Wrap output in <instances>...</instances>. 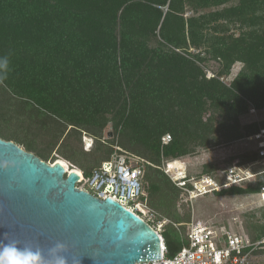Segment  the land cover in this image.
Here are the masks:
<instances>
[{
    "label": "trees",
    "instance_id": "1",
    "mask_svg": "<svg viewBox=\"0 0 264 264\" xmlns=\"http://www.w3.org/2000/svg\"><path fill=\"white\" fill-rule=\"evenodd\" d=\"M5 56L0 138L48 163L62 160L85 178L115 146L142 159L147 204L156 223L167 220V256L187 242L192 210L211 211L204 196L263 192L264 0H0ZM209 61L217 64L213 73ZM236 62L241 67L227 84ZM108 125L112 134L104 137ZM240 141L224 166L210 160L187 173L195 192L191 177L215 182L199 196L190 198L164 171L173 160ZM230 169L243 173L238 183H229ZM206 224L264 237V222L242 232L228 222ZM263 252L255 251L256 264H264Z\"/></svg>",
    "mask_w": 264,
    "mask_h": 264
},
{
    "label": "water",
    "instance_id": "2",
    "mask_svg": "<svg viewBox=\"0 0 264 264\" xmlns=\"http://www.w3.org/2000/svg\"><path fill=\"white\" fill-rule=\"evenodd\" d=\"M0 138V251L39 250L43 264H140L159 260L158 232L111 197L76 186L79 174ZM62 244L64 248L57 249ZM10 253L4 264H11Z\"/></svg>",
    "mask_w": 264,
    "mask_h": 264
},
{
    "label": "built area",
    "instance_id": "3",
    "mask_svg": "<svg viewBox=\"0 0 264 264\" xmlns=\"http://www.w3.org/2000/svg\"><path fill=\"white\" fill-rule=\"evenodd\" d=\"M168 139L169 136H166L164 141H168ZM143 162L139 157L123 152L120 147L115 146L109 159L104 160L100 167L92 172L91 177L80 176L76 186L96 197L102 199L111 197L118 201L145 220L162 238V225L167 220L156 223V214L147 204L148 193L143 184ZM168 164L164 171L169 174ZM232 175H236V173L230 169L227 178L231 180ZM186 178L187 174L180 177L171 175L172 181L181 190L187 192L190 198L207 192V186L215 187V182L208 177L201 178L199 181L191 177L193 187L198 189V192H195L186 186ZM217 188L220 187L217 186ZM261 195L264 200V188ZM187 226V242L174 256H167L163 244L159 260L140 264H256L258 256L255 255V251L264 248V237L253 241L230 230L218 231L207 224L193 220L188 222Z\"/></svg>",
    "mask_w": 264,
    "mask_h": 264
},
{
    "label": "rangeland",
    "instance_id": "4",
    "mask_svg": "<svg viewBox=\"0 0 264 264\" xmlns=\"http://www.w3.org/2000/svg\"><path fill=\"white\" fill-rule=\"evenodd\" d=\"M191 12H187L185 15H190ZM198 51H203V49H194L190 48L189 52L196 53ZM214 61L207 62V70L211 73L214 72L215 66ZM241 67L240 62L234 63V65L231 68V73L227 77L223 78V80L229 84L232 78L236 75V73L239 71ZM258 119L264 118V110L259 112L257 114ZM252 118V117H251ZM253 118H255L253 116ZM257 119V118H255ZM12 129H10L11 131ZM107 134H112L111 126L108 125L104 130V137L107 136ZM112 136V135H111ZM245 144L244 141H240L237 143H233L229 146H222L215 149H209V150H201L197 155H194L190 158H186L184 160H173L172 162H169L168 171L170 172L169 175L171 176L173 174L174 177H180L184 174H191V176L198 171V168L201 164L206 163L210 160H218L221 163L219 166H224V163H222V160L225 156H229L233 151L238 150L241 145ZM237 161V160H235ZM176 163H181V166L183 169L175 170ZM258 164H264V159ZM69 168V167H68ZM165 168V167H164ZM235 169V168H234ZM248 169V168H247ZM249 171V170H248ZM246 171V176H250V172ZM236 175L231 176V180H229V183L235 182L238 183L239 180L242 178L243 173H240L239 171L235 172ZM187 174V175H188ZM193 180V179H191ZM195 180V179H194ZM208 187V186H207ZM262 195H256V194H250V195H242V196H236V197H216L214 195L210 196H204L202 202H209L211 211H207L205 209L209 208L206 206H202L199 211L194 209L192 210V219L194 221H198L201 223H208V224H221V223H229L230 228L235 231L242 232L243 228L246 227L249 223H263L264 218L262 217V210L264 205V200L261 197ZM202 198V197H200ZM264 198V195H263ZM194 204V203H193ZM197 209V210H198ZM190 220V221H191ZM240 228V229H239ZM264 262V257H261Z\"/></svg>",
    "mask_w": 264,
    "mask_h": 264
},
{
    "label": "clouds",
    "instance_id": "5",
    "mask_svg": "<svg viewBox=\"0 0 264 264\" xmlns=\"http://www.w3.org/2000/svg\"><path fill=\"white\" fill-rule=\"evenodd\" d=\"M8 65H9L8 58L6 56L0 57V76L6 75L7 70H8ZM87 138L88 137L84 138L86 146H87V142H86ZM91 143H92V141H91ZM87 147H89V146H87ZM72 170H75L77 172V169H72ZM81 176L85 177L82 172H81ZM162 239H163V237H162ZM163 244H164V242H163ZM56 248L62 249V248H64V245L57 244ZM10 253L14 257L11 260V264H43V258L41 256V253L39 250L32 251L31 249H19V248H9V247H6L2 251H0V264H4V261L8 260ZM9 264H10V262H9ZM55 264H65V262L62 258H57L55 261Z\"/></svg>",
    "mask_w": 264,
    "mask_h": 264
},
{
    "label": "bare ground",
    "instance_id": "6",
    "mask_svg": "<svg viewBox=\"0 0 264 264\" xmlns=\"http://www.w3.org/2000/svg\"><path fill=\"white\" fill-rule=\"evenodd\" d=\"M87 139H88V143H89V144L87 143V146L90 147V146H91V142H90V140H89L90 138H87ZM87 139H86V141H87ZM57 161L60 162V163H61L62 165H64V166H65V165H68L66 162H64V161H62V160H57ZM169 165H170V164H168V166H169ZM66 167H67V166H66ZM67 169L70 170V168H68V167H67ZM77 173L79 174V176H81V172H80V171H77Z\"/></svg>",
    "mask_w": 264,
    "mask_h": 264
},
{
    "label": "crops",
    "instance_id": "7",
    "mask_svg": "<svg viewBox=\"0 0 264 264\" xmlns=\"http://www.w3.org/2000/svg\"><path fill=\"white\" fill-rule=\"evenodd\" d=\"M90 140V139H89ZM87 143H88V139H87V141H86ZM90 142H91V140H90ZM89 144V143H88Z\"/></svg>",
    "mask_w": 264,
    "mask_h": 264
}]
</instances>
